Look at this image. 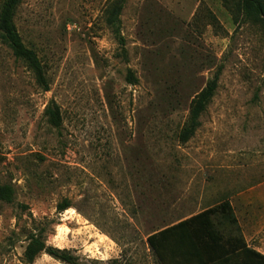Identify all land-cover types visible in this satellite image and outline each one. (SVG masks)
Masks as SVG:
<instances>
[{
	"label": "rangeland",
	"instance_id": "1",
	"mask_svg": "<svg viewBox=\"0 0 264 264\" xmlns=\"http://www.w3.org/2000/svg\"><path fill=\"white\" fill-rule=\"evenodd\" d=\"M112 1L22 0L17 27L48 91L0 42V185L16 194L0 201V264H26L30 234L80 263L161 264L148 236L224 200L244 227L261 221L263 28L239 0H125V58L105 22ZM218 71L181 143L192 101ZM51 102L58 129L45 116ZM247 206L255 218L240 214ZM250 245L264 254V230ZM33 264L65 263L41 253Z\"/></svg>",
	"mask_w": 264,
	"mask_h": 264
},
{
	"label": "trees",
	"instance_id": "2",
	"mask_svg": "<svg viewBox=\"0 0 264 264\" xmlns=\"http://www.w3.org/2000/svg\"><path fill=\"white\" fill-rule=\"evenodd\" d=\"M222 1L228 6L231 0ZM21 3L22 0H4L2 3L0 42L12 51L16 60L26 65L37 85L48 91L50 87L44 65L36 51L26 46L17 27L16 17ZM124 7L125 0L112 1L105 11V22L113 29L126 58L121 20ZM238 10L245 20L260 25L264 32V0H239ZM219 79L220 71L192 101L189 119L179 133L181 143L188 142L196 134L199 120L216 94ZM127 81L137 83L131 69L128 70ZM45 116L52 127H61L62 115L55 102L47 106ZM0 201L15 204L13 186L0 185ZM70 207V203L64 201L58 206V211L62 213ZM148 243L161 264H264V254L247 245L235 210L228 200L152 233L148 236ZM41 253L65 264H85L67 250L48 246L42 234H30L24 251L25 263L33 264Z\"/></svg>",
	"mask_w": 264,
	"mask_h": 264
},
{
	"label": "crops",
	"instance_id": "3",
	"mask_svg": "<svg viewBox=\"0 0 264 264\" xmlns=\"http://www.w3.org/2000/svg\"><path fill=\"white\" fill-rule=\"evenodd\" d=\"M208 209V208H207ZM204 210H206V209H204ZM204 210H201V211H199L198 213H195V214H193V215H190L189 217H187V218H190V217H192V216H194V215H197V214H199V213H201L202 211H204ZM235 210V213H236V215H237V218H238V220H239V223H240V225H241V227H242V230H243V235H244V239H245V241H246V243H247V245L249 246V247H251V245H250V241L254 238H257L261 233H262V231L264 230V211H263V214L258 218L257 217V219H259V220H261V221H258V222H255V224L253 225V226H250L249 227V225H247L246 227H244V225L242 224V221H241V218H239V212L236 210V209H234ZM245 211V212H244ZM240 214L243 216H246L247 218H255V216H251V214H250V210L248 209V206L246 207V209L245 210H243L242 212H240ZM187 218H184V219H187ZM184 219H182V220H184ZM249 227V228H248ZM245 228H246V230H245ZM248 228V229H247ZM248 230L250 231V232H248ZM252 248H254V249H256L257 251H259L257 248H255V247H252Z\"/></svg>",
	"mask_w": 264,
	"mask_h": 264
}]
</instances>
